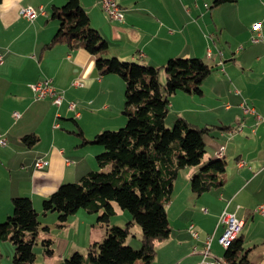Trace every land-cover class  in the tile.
Returning <instances> with one entry per match:
<instances>
[{
    "label": "crops",
    "instance_id": "crops-1",
    "mask_svg": "<svg viewBox=\"0 0 264 264\" xmlns=\"http://www.w3.org/2000/svg\"><path fill=\"white\" fill-rule=\"evenodd\" d=\"M100 1L80 0L92 26L108 43L104 56L113 55L125 61L162 66L171 58L200 55L219 70L217 75L221 82H227L222 74L229 68L228 61L238 60L237 54L228 57L226 50L214 41L212 31L215 28L206 24L202 6L189 5L188 0H116L124 12L123 20L118 21L106 15ZM65 2L2 0L0 4V55L3 59L0 63V138L6 141L5 145L0 143V224L13 214V198L29 197L40 214L42 225L34 251L43 239L48 238L47 233H51L54 227L65 230L70 222L92 225L93 214L78 211L60 227L54 216L56 213L43 215L42 205L60 185L79 181L82 176L96 170V156L102 149L83 144L77 132L82 130L86 139H93L103 129L115 127L113 121L109 120L118 111L110 110L109 106L114 92L111 88L116 86L118 89L120 85L118 75L100 76L95 69L96 56L83 49L70 50L63 44L46 48L60 26V21L52 18V6L60 7ZM26 5L43 6L45 14L30 22L20 14L21 8ZM214 25L217 30L218 22L215 21ZM263 27L261 24L262 41ZM207 32H212L209 41ZM209 43L214 45L216 52L207 46ZM238 56L241 57L240 68L244 70L241 65L246 55L240 53ZM261 57L256 56L260 60L263 59ZM43 79L52 80L56 88L64 93L61 106L56 105L60 108L56 114L52 99H36L31 88V84ZM252 85L253 89L243 86L242 90H234L236 108L233 110L232 106L226 105L224 110L228 114L226 126L233 125L235 128L222 131L221 139L212 145L214 159H219L217 152L223 149L220 159L226 162L232 160L231 166L227 162L222 176L224 185L197 196L191 189V178L200 168L182 171L186 174L183 179L180 180L179 176L176 180L166 208L170 237L157 245L156 258L151 264H199L204 260L202 253L209 238L211 255L205 259L224 258L226 249L219 243L224 231L219 218L224 210L235 213L243 220L241 236L245 244L246 238L242 233L250 221L247 240L261 239L263 242L248 249L249 264H264V223L258 221V217H264L255 211L264 202V84L256 82ZM230 95L225 91L221 94L222 98ZM218 101L220 105L214 109H221ZM70 102L76 103L75 111L69 109ZM243 103L253 108L262 120L258 121L255 114H245ZM174 106L171 102L172 109ZM186 111L187 108L180 106L175 111L176 117L188 120L184 116ZM15 112L20 113L19 118L15 117ZM76 113H79L78 117ZM199 121L209 124L201 117ZM27 135H34L35 141H26L24 137ZM211 159L207 152L204 163ZM15 160L17 164L14 165ZM38 161L44 164L38 167ZM15 176L16 182L13 183ZM117 213L120 214L118 208ZM51 218L52 222H49ZM258 226L262 230L257 229ZM44 227L48 231L43 230ZM134 229L130 236L134 238L129 243L131 246L140 244V237ZM86 230L80 244L74 239L71 244L69 237L56 236L53 240L54 255L45 256L38 262L35 252V264H63L73 251L79 253L88 250L93 242L104 239L103 233H98L100 237H96L94 229ZM193 231L198 233V237H194ZM50 237H53L52 233ZM14 252L10 242L0 239V264H15Z\"/></svg>",
    "mask_w": 264,
    "mask_h": 264
},
{
    "label": "trees",
    "instance_id": "trees-1",
    "mask_svg": "<svg viewBox=\"0 0 264 264\" xmlns=\"http://www.w3.org/2000/svg\"><path fill=\"white\" fill-rule=\"evenodd\" d=\"M233 1L214 0L211 7ZM52 18L59 20L60 26L46 48L63 44L70 50L83 49L96 56L95 69L100 76H120L125 83L123 114L127 122L119 130H104L93 139H86L83 131L78 130L83 144L102 149L96 156L98 170L77 182L60 185L43 201L42 213H57L62 227L83 210L97 215L98 225L106 231L103 242L95 241L89 246L87 256L76 252L63 264H151L156 258L157 245L170 237L166 208L180 173L200 168L191 178V189L197 196L225 183L222 176L226 161L219 157L204 163L205 137L214 126L199 127L180 116L173 128L166 124L171 97L178 91L202 96V85L216 67L192 57H175L165 65L152 66L104 56L108 43L92 26L80 0H66L60 7L52 6ZM162 74L166 76L164 84ZM230 129L233 128H221ZM24 138L35 141L34 135ZM12 203L13 214L0 224V239L14 246L15 264H35L34 245L42 230L40 214L29 197L13 198ZM117 208L131 216L124 226L111 224L118 214ZM136 226L141 228L138 250L127 242ZM244 244L240 233L224 253L227 264H249V251ZM41 245L45 256L54 255L52 239H43Z\"/></svg>",
    "mask_w": 264,
    "mask_h": 264
},
{
    "label": "rangeland",
    "instance_id": "rangeland-1",
    "mask_svg": "<svg viewBox=\"0 0 264 264\" xmlns=\"http://www.w3.org/2000/svg\"><path fill=\"white\" fill-rule=\"evenodd\" d=\"M213 1L214 0H188V2H190L189 5L193 3V4H197L198 6H202V9L205 12L206 24H209L215 28L212 31L215 34L214 41L218 42V45L220 46L221 49L226 50V52L228 53L227 54L228 57H231L234 53L237 54L238 60H236V62L231 60L228 61L227 64H229V68L228 67L226 68L227 69L226 73L221 72L223 73L222 75L225 77L227 82L225 81L221 82V79L217 75L219 70L218 71L216 70L213 74L209 76V78L202 85L204 96L192 95V94H191L192 96H188L186 92L183 91H178L177 93L179 95L176 97L172 96L171 102L174 103L175 106L173 109L171 108L166 118V124L168 128L174 127V122L177 118L175 111L177 110V108H180V106H183L187 108V111L184 113L185 114L184 116L194 124L196 125L199 124L198 125L199 127H205L206 125H209L208 127L214 126L213 127L214 130L211 131L210 134L206 135L205 141H206V150L210 155V157L212 156L211 160H216L214 159L215 158V155L213 153L214 146L212 145L213 143H217L218 140L221 139L220 137L221 136L220 134L222 133L221 128L223 126H226L227 111L224 110L226 105L232 106L233 110H235L236 108V104L234 102L235 98H233L234 90L236 88L242 90L243 86H247L248 88L253 89L254 86L252 84H255L256 82H258V84L261 82L262 84H264V38L263 41L259 44H255L252 41V37L255 35V32L253 31L254 22H261V24L264 25V0H235L233 2L224 3L223 5H220L218 7L211 8V6L213 5ZM207 5H209L210 7H207ZM215 21L218 22L219 24L217 30H216V26L214 25ZM212 32L206 33V35H208L207 41L211 40L210 34H212ZM263 33H264V27H263ZM228 41L230 42V44H228ZM207 46H210L216 52L213 44L209 43V45ZM240 53H245L246 55L245 59L243 60V64L241 65L245 68L244 70L240 68L241 57L238 56ZM208 54L211 55L210 53ZM111 56L113 55H108V57ZM199 56L192 58H199L207 63H210V61L207 60L205 57H199ZM256 56H262L261 58L263 59L261 60L257 59ZM232 71L233 72L235 71L236 73L233 74ZM117 77L119 79L120 85L118 89H116V86L111 88V90H114V92L112 97H110L109 99L110 102L109 106H111L110 110H116V109L118 110L114 118L109 120L110 122L113 121L115 127L110 126L109 129H103L101 132H103L104 130H119L120 128L124 127L127 122V118L123 114L124 105H125V83L120 76ZM165 80H166V76L165 74H162L161 75L162 84L165 83ZM224 91L226 93L230 92L231 95L226 98H222L221 94H223ZM218 100L222 105L221 109L219 107H217V109H214V107L220 105L217 104ZM196 109L199 110L200 112L198 113ZM58 111H60V108L56 107L53 112L56 114V112ZM62 111H64V108ZM200 117L201 120H206V122L209 124L200 123L199 121ZM230 127L235 128L233 127V125H230ZM231 161H232L231 159L227 160L230 166L232 164ZM15 164H17L16 160L14 161V165ZM95 169L98 170V167H95ZM185 174L186 172L181 173L180 180L183 179ZM15 178L17 177L16 176L14 177L13 183L16 182ZM19 197H23V196H19ZM80 211L81 213H84L83 210ZM118 211H120V214L113 217L111 224L124 226L126 221H128L131 218V216L127 211L125 212L121 211L119 208ZM50 215H54V214H50ZM54 216L58 219L57 213ZM92 217H93L92 225L90 224L83 225L78 222H74L75 224L74 223L72 224L70 222L69 227H67L65 230L58 227H54V229L52 228V232H51L53 237H50L51 233H47L49 235L48 238L54 240L56 236L63 238L69 237V239L71 240V244L73 243V239L77 244H80V242H82L81 241L82 238H84V236L86 235L87 232L86 229L90 228V229H94V235H96V237L99 236L98 233H103L104 234L103 238L105 239L106 231L105 229H103L101 226L98 225L97 222L98 216L93 215ZM258 219H260L258 221L264 223V219L259 217ZM49 222H52V218L49 220ZM93 225H95V227H92ZM250 227L251 224L249 221L248 225L244 228L242 233L243 235H245L246 238V244H244L246 250L253 248L254 246H257V244H261L263 242L261 239L250 238L249 240H247L248 237L246 236H248L249 229H251ZM257 229L262 230L260 226H258ZM76 230L77 233H75ZM134 232L135 234L137 233L140 237L141 228L139 226H136ZM104 239H99L100 241L98 242H103ZM133 240L134 238L129 237L127 241L128 244L131 243ZM132 247L138 250L140 249L141 244L139 245L136 244L135 246L133 245ZM35 252L37 253L38 262L40 260L42 261V258L45 257V254L41 243L38 244L37 247H35ZM79 253L82 254L83 256H87L88 250H83L80 251ZM73 254L74 251L73 253L68 255L66 259L70 258Z\"/></svg>",
    "mask_w": 264,
    "mask_h": 264
},
{
    "label": "built area",
    "instance_id": "built-area-1",
    "mask_svg": "<svg viewBox=\"0 0 264 264\" xmlns=\"http://www.w3.org/2000/svg\"><path fill=\"white\" fill-rule=\"evenodd\" d=\"M100 5L103 9V11L106 13V15L113 20H122L124 17V12L120 4L116 0H101ZM20 14L23 18L27 19L30 22H34L35 19L41 15L45 14V10L43 6L34 7L31 5L23 6L20 10ZM253 31L257 32L253 37L252 41L254 43H258L262 41V34H261V23H256L253 25ZM3 62L2 56L0 55V63ZM31 88L35 94L36 99H46L50 98L52 99L53 103L57 106H61L63 99H64V93L63 91H60L56 86L53 84L52 80L50 79H43L40 81H37L33 84H31ZM242 107L244 109V112L246 114H255L258 121L262 120V117L260 115H257L255 110L253 108L248 107L244 103L242 104ZM229 108V107H228ZM69 109L72 111H75L76 109V103L70 102L69 103ZM16 118L20 117V113L15 112L14 113ZM79 116V113H76V117ZM0 143L2 145H5L6 141L2 138H0ZM219 155H223V149L217 152ZM44 164L42 161L37 162V166L41 167ZM255 211L259 213L262 217H264V202L258 205L255 208ZM219 224L223 225L224 231L219 238L220 245L228 249L233 241H235L237 238L231 237V230L232 229H243L244 222L243 220L239 219L235 213L229 212L227 210H224L219 218ZM192 228V227H191ZM194 237H198V233L196 231H193ZM211 247V240L210 238L206 241V246L203 250V256L204 260H202L199 264H208L213 262H220L227 264L226 260L224 258H215L212 261H207L205 258L211 255L210 252Z\"/></svg>",
    "mask_w": 264,
    "mask_h": 264
},
{
    "label": "bare ground",
    "instance_id": "bare-ground-1",
    "mask_svg": "<svg viewBox=\"0 0 264 264\" xmlns=\"http://www.w3.org/2000/svg\"><path fill=\"white\" fill-rule=\"evenodd\" d=\"M219 155V154H218ZM222 155H219V157H221ZM242 229H232L231 230V237L232 238H238L240 233H241ZM208 264H224V263H220V262H213V263H208Z\"/></svg>",
    "mask_w": 264,
    "mask_h": 264
}]
</instances>
